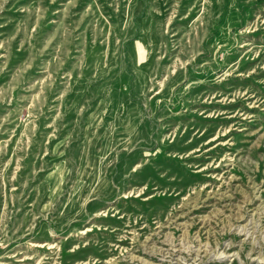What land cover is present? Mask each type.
Segmentation results:
<instances>
[{
    "label": "rangeland",
    "instance_id": "obj_1",
    "mask_svg": "<svg viewBox=\"0 0 264 264\" xmlns=\"http://www.w3.org/2000/svg\"><path fill=\"white\" fill-rule=\"evenodd\" d=\"M0 264H264V0H0Z\"/></svg>",
    "mask_w": 264,
    "mask_h": 264
}]
</instances>
